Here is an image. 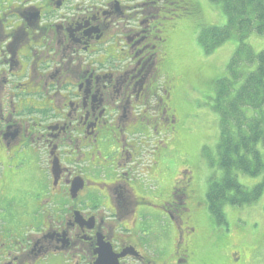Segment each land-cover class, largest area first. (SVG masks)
<instances>
[{"label":"flooded vegetation","instance_id":"flooded-vegetation-1","mask_svg":"<svg viewBox=\"0 0 264 264\" xmlns=\"http://www.w3.org/2000/svg\"><path fill=\"white\" fill-rule=\"evenodd\" d=\"M193 9L0 0V264H162L172 235L174 264H206L186 237L205 206L193 177L147 187L173 152L171 49Z\"/></svg>","mask_w":264,"mask_h":264},{"label":"rangeland","instance_id":"rangeland-1","mask_svg":"<svg viewBox=\"0 0 264 264\" xmlns=\"http://www.w3.org/2000/svg\"><path fill=\"white\" fill-rule=\"evenodd\" d=\"M192 3L197 9L188 14L181 11L182 19L186 18L187 22L175 33L171 49L172 65L179 79L175 95V139L174 143L172 140L167 141V150L173 149V152L160 162L159 187L149 185V182L147 187L149 194L166 195L172 192L178 178L184 181L186 177H193L205 206L198 214V230L186 234V237L196 240L199 254L207 258L206 264H264V190L262 196L252 204H226L224 222L222 219L215 221L210 211L215 204L206 196L208 188L212 182H220L225 174L219 166L220 122L215 110L216 84L229 77V65L241 41L234 36L214 51L205 52L199 42L200 33L210 27H224L227 16L220 3L210 0H192ZM243 42L252 47L255 53L264 51V35L252 33ZM241 85H234L233 89ZM235 94L232 92L228 100ZM248 114L252 116L259 113L249 109ZM261 114L264 116V110ZM258 149L264 156L262 142H259ZM26 170H29L28 166ZM30 170L37 172L35 163ZM234 176L248 191L264 182V174L251 177L238 171L234 172ZM34 197L35 192L31 190L25 198L29 202ZM8 204L24 207V200L20 198ZM6 208L7 205L1 216L6 213ZM187 231L190 232L189 229ZM168 243L169 246L166 245ZM164 244L166 249L161 263L174 264L170 255H173L171 250L175 244V235L171 239L166 238Z\"/></svg>","mask_w":264,"mask_h":264},{"label":"trees","instance_id":"trees-1","mask_svg":"<svg viewBox=\"0 0 264 264\" xmlns=\"http://www.w3.org/2000/svg\"><path fill=\"white\" fill-rule=\"evenodd\" d=\"M222 4L227 24L204 29L199 42L210 53L236 36L241 43L229 65V77L217 82L215 110L219 115L220 141L219 166L224 171L220 182L211 186L209 200L235 206L252 204L262 196L264 182L252 190H246L234 176L242 172L251 177L264 174V156L258 149L264 146V51L255 53L244 44L252 33L264 34V0H210ZM227 79H230L228 81ZM240 88L233 89L234 85ZM232 92L235 96L228 100ZM249 109L259 114L249 116ZM214 214L220 209L211 207ZM222 219L221 215L217 216ZM224 220V217H223Z\"/></svg>","mask_w":264,"mask_h":264}]
</instances>
